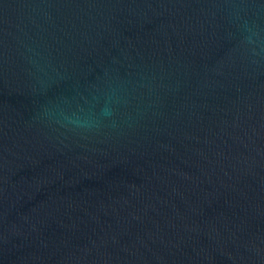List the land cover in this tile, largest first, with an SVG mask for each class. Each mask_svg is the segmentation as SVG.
<instances>
[{"label":"water","instance_id":"1","mask_svg":"<svg viewBox=\"0 0 264 264\" xmlns=\"http://www.w3.org/2000/svg\"><path fill=\"white\" fill-rule=\"evenodd\" d=\"M0 264H264V0H0Z\"/></svg>","mask_w":264,"mask_h":264}]
</instances>
